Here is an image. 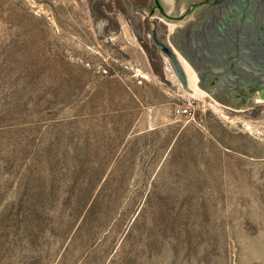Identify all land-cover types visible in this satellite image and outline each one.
<instances>
[{
    "label": "rangeland",
    "instance_id": "obj_1",
    "mask_svg": "<svg viewBox=\"0 0 264 264\" xmlns=\"http://www.w3.org/2000/svg\"><path fill=\"white\" fill-rule=\"evenodd\" d=\"M123 1L0 0V264H264V100L185 88Z\"/></svg>",
    "mask_w": 264,
    "mask_h": 264
},
{
    "label": "water",
    "instance_id": "obj_2",
    "mask_svg": "<svg viewBox=\"0 0 264 264\" xmlns=\"http://www.w3.org/2000/svg\"><path fill=\"white\" fill-rule=\"evenodd\" d=\"M173 1L153 11L173 24L167 38L158 37V19L152 15L148 19L152 25L149 32L153 44L167 56L183 86L187 88L186 77L174 50L194 69L198 88L217 102L234 109H247L263 101L261 97L235 107L220 95L231 91L230 79L239 80L247 94L264 85V0ZM203 73L213 85L197 83Z\"/></svg>",
    "mask_w": 264,
    "mask_h": 264
},
{
    "label": "flooded vegetation",
    "instance_id": "obj_3",
    "mask_svg": "<svg viewBox=\"0 0 264 264\" xmlns=\"http://www.w3.org/2000/svg\"><path fill=\"white\" fill-rule=\"evenodd\" d=\"M170 1L169 0H124L123 3L126 2L127 4H123V5L124 6L130 5L135 10L134 12L135 14H139V12L141 11L144 14L141 16L142 22L144 24L149 25L148 19L151 18L150 15H152V18H157L153 16L154 13L153 11H155L159 5L165 7ZM178 1L179 0H174L173 3H177ZM191 2H193V0H186V3H191ZM162 23L166 25L164 22ZM168 32L169 31L167 30V34ZM153 45L156 49H158V47L155 44ZM197 83L200 84L201 86H211L213 85L214 82L212 81L211 83H209L203 73L201 74L200 79L197 80ZM228 87H230L229 89L231 91L226 94L220 95V98L223 101L234 105L235 107L246 105L248 102L258 100L257 98L264 97V85L260 89L251 90L248 94L246 93V90L241 86L239 80L230 79V81H228Z\"/></svg>",
    "mask_w": 264,
    "mask_h": 264
},
{
    "label": "bare ground",
    "instance_id": "obj_4",
    "mask_svg": "<svg viewBox=\"0 0 264 264\" xmlns=\"http://www.w3.org/2000/svg\"><path fill=\"white\" fill-rule=\"evenodd\" d=\"M184 73H186V75H187L188 88L193 90L197 95H199V94L201 95L202 92L199 91L198 86H197L196 81H195V78H194L195 73L192 71V69L186 63H185Z\"/></svg>",
    "mask_w": 264,
    "mask_h": 264
},
{
    "label": "built area",
    "instance_id": "obj_5",
    "mask_svg": "<svg viewBox=\"0 0 264 264\" xmlns=\"http://www.w3.org/2000/svg\"><path fill=\"white\" fill-rule=\"evenodd\" d=\"M165 70L168 72H171V69L167 67V65L165 66ZM176 113L179 115L187 116V115H190V109L188 107H183V108L180 107L176 110Z\"/></svg>",
    "mask_w": 264,
    "mask_h": 264
}]
</instances>
